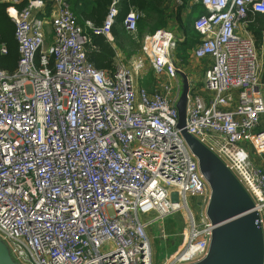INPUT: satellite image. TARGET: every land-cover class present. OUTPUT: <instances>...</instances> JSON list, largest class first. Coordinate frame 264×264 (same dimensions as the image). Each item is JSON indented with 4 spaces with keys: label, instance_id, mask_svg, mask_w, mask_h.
Returning a JSON list of instances; mask_svg holds the SVG:
<instances>
[{
    "label": "built area",
    "instance_id": "2783aa9c",
    "mask_svg": "<svg viewBox=\"0 0 264 264\" xmlns=\"http://www.w3.org/2000/svg\"><path fill=\"white\" fill-rule=\"evenodd\" d=\"M68 1L27 0L20 9V0L7 1L19 58L13 73L0 70V236L23 264H153L151 222L141 217L181 212L182 242L162 264L199 260L213 226L203 214L196 220L190 199L205 203L207 187L176 129L168 86L135 87L144 60L156 75L173 76L172 32L145 35L142 57L129 67L98 70L86 60L88 37ZM192 1L205 9L193 21V55L211 63L209 97L190 89L185 130L227 164L262 213L264 170L241 144L264 155L260 56L243 31L249 12L264 15V0ZM46 7V18L35 16ZM119 8L111 0L92 32L109 38ZM141 17L129 9L124 31L136 34Z\"/></svg>",
    "mask_w": 264,
    "mask_h": 264
},
{
    "label": "water",
    "instance_id": "95a60500",
    "mask_svg": "<svg viewBox=\"0 0 264 264\" xmlns=\"http://www.w3.org/2000/svg\"><path fill=\"white\" fill-rule=\"evenodd\" d=\"M175 42V39H174ZM174 77H184L167 53ZM182 93L173 101L177 111L176 129L196 161L207 187L203 211L213 226L202 258L188 264H264V223L255 201L227 164L205 143L185 130L190 83L183 78ZM0 264H23L9 243L0 236Z\"/></svg>",
    "mask_w": 264,
    "mask_h": 264
},
{
    "label": "crops",
    "instance_id": "0c3cea01",
    "mask_svg": "<svg viewBox=\"0 0 264 264\" xmlns=\"http://www.w3.org/2000/svg\"><path fill=\"white\" fill-rule=\"evenodd\" d=\"M7 1L8 0H3V2ZM22 1L24 0H20V3ZM148 2H150V6L142 12V17L137 24L136 35L143 38L145 35H152L160 30L172 32L175 39V47L170 51V56L173 63L181 69L184 77H174V75L168 76L166 74L156 75L148 68L149 65L147 61L144 60L142 70L138 75L139 78L136 80L137 82L135 87L137 89L143 88L149 93H163L162 88L163 85L166 84L168 86L166 96L173 102L181 95L184 86L183 78H186L188 83H190V89L192 91L198 93L204 98L209 97V93L204 90V73L209 67L211 60L209 58L196 59L193 55V50L199 42V35L194 32L192 24L198 16L205 13L204 7L198 2L192 0H161V2L159 0H149ZM49 11L50 7H46L41 13L35 14V16L38 18H46ZM161 21H163L162 24ZM78 25L86 31L90 30L92 23L87 19H78ZM115 29L118 30L117 27H115ZM119 30L124 31L122 23L121 26H119ZM243 31L252 36V33L248 30L247 25L243 28ZM262 33L264 34L263 30ZM116 34V38L111 33L110 37L106 38L114 52L112 65L114 66L117 62L121 63L125 67H129L133 61L142 57L141 50L132 47L131 42L127 41L128 34L126 32L125 34L120 32ZM263 45L264 37L260 47L263 48ZM259 48L256 47L257 52L259 51ZM260 63L262 76L264 71V59L261 61V57ZM260 91L264 95V84L262 82ZM259 128H264V116L261 118ZM241 146L248 152L252 164L264 170V155H257L247 144L242 143ZM261 216L264 223V211Z\"/></svg>",
    "mask_w": 264,
    "mask_h": 264
},
{
    "label": "trees",
    "instance_id": "16d2710c",
    "mask_svg": "<svg viewBox=\"0 0 264 264\" xmlns=\"http://www.w3.org/2000/svg\"><path fill=\"white\" fill-rule=\"evenodd\" d=\"M148 1L149 0H120V9L116 16L115 23L111 27V34L115 38L117 35L116 33L118 32L125 34L123 30H119V26H121L122 20L129 11V8L138 11L142 15V12L150 6V2ZM159 1L161 2V0ZM68 2L71 11L75 15L77 23L78 19H87L92 23L93 28H99L103 24L111 0H69ZM25 4L26 0L18 4L17 7L19 9L23 8ZM7 6V2L0 0V70L6 73H13L17 67L19 57L17 43L14 38L15 27L6 14ZM162 23L163 21H161V24ZM246 25L248 26V30L252 33L255 46L259 48L264 37V34L262 33L264 27V15L249 12ZM115 27H117L118 30H116ZM194 32L197 33L195 30ZM85 34L88 37V42L85 45L86 60L98 70L111 72L114 67L112 65L114 52L106 38L102 35L94 34L91 29L86 30ZM2 49L5 53L1 52ZM50 65H52V60L50 61ZM261 82L264 84V71L261 76ZM175 228L176 226L170 221L166 226V232L172 234L175 231Z\"/></svg>",
    "mask_w": 264,
    "mask_h": 264
},
{
    "label": "rangeland",
    "instance_id": "374dc122",
    "mask_svg": "<svg viewBox=\"0 0 264 264\" xmlns=\"http://www.w3.org/2000/svg\"><path fill=\"white\" fill-rule=\"evenodd\" d=\"M44 33L46 37L45 46H48L51 43V33L48 24H45L44 26ZM141 38L142 37L136 34L134 35L128 34L127 41L131 42L133 48L139 50L143 39ZM258 50L262 61V59H264V45L263 48L260 47ZM148 68L150 69V67ZM262 129L264 128H258L257 131H260ZM199 200L201 199L197 197H193L192 199H190V204L197 221H199V219L201 218L205 207V203H201V204L198 203ZM154 218H155L154 214L151 213L149 215L141 217V220L143 222L144 221L151 222L146 229V233L151 247L152 261L153 264H162V262L170 254H172L181 244L183 239L182 231L185 227V219H184V214L181 212H176L161 221L159 220L155 221ZM170 221L173 222V224L176 226L175 231L172 234H168L166 232V226Z\"/></svg>",
    "mask_w": 264,
    "mask_h": 264
}]
</instances>
